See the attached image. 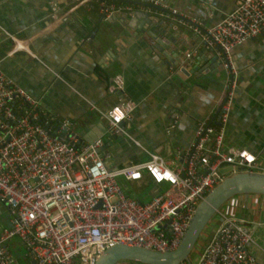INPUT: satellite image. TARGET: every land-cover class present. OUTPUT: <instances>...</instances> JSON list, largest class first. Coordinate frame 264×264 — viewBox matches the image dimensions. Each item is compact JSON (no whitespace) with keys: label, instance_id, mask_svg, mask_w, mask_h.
I'll return each instance as SVG.
<instances>
[{"label":"built area","instance_id":"built-area-1","mask_svg":"<svg viewBox=\"0 0 264 264\" xmlns=\"http://www.w3.org/2000/svg\"><path fill=\"white\" fill-rule=\"evenodd\" d=\"M144 2L143 9L154 18L190 30L218 56L225 79L212 116L200 120L189 144L176 148L170 158L133 140L148 158L109 166L111 154L101 149V138L88 141L72 120L43 111L37 98L0 69V199L10 216V226L0 233V264L14 262L7 247L14 237L25 247L30 264H95L115 244L173 250L197 204L222 178L233 171L264 172L250 149L224 145L238 84L232 49L264 31V0H237L212 25L190 18L166 0ZM50 10L53 21L61 18L56 4ZM99 11L107 19L117 11L131 12L133 6L99 0ZM192 57L194 51L183 53L180 67ZM107 88L119 100L103 113L106 135L129 137L122 124L132 120L136 102L127 96L121 74ZM128 183L135 193L124 191ZM152 185L161 188L143 198ZM229 200L216 212L219 223L197 264H262L251 249L255 240L250 227L224 209ZM180 264H192L190 256Z\"/></svg>","mask_w":264,"mask_h":264},{"label":"crops","instance_id":"crops-1","mask_svg":"<svg viewBox=\"0 0 264 264\" xmlns=\"http://www.w3.org/2000/svg\"><path fill=\"white\" fill-rule=\"evenodd\" d=\"M144 1L129 4L133 10L145 11ZM166 2L190 18L212 25L232 11L237 0ZM51 4L59 9L61 18L56 21L51 18ZM127 12L117 11L105 20L99 0H0V69L37 98L43 111L72 120L88 141L101 138V149L111 154L109 166H120L131 156L133 162L148 158L133 140L166 158L176 148L188 145L197 123L212 116L225 79L218 64H212L208 74L189 76L169 65L166 55L143 37L139 29L143 19L130 28ZM176 30L182 42L181 55L186 51L208 59L215 55L190 30L181 26ZM232 57L238 84L224 145L250 149L257 163L264 166V31L234 46ZM115 74L123 76L127 96L136 102L132 120L122 124L129 137L106 135L103 113L119 100L107 88ZM160 188L152 185L143 198ZM224 209L250 227L255 240L252 252L264 264V195H236ZM9 226V212L0 199V233ZM16 238L7 242L13 255L22 245ZM13 263L20 264L17 260Z\"/></svg>","mask_w":264,"mask_h":264},{"label":"water","instance_id":"water-1","mask_svg":"<svg viewBox=\"0 0 264 264\" xmlns=\"http://www.w3.org/2000/svg\"><path fill=\"white\" fill-rule=\"evenodd\" d=\"M127 14L130 16L127 23L130 28L135 27V24L140 23L141 18L143 19L141 27H139L143 37L159 52L166 55L169 65L178 67L186 76H189L190 73L208 74L212 70V68L210 69L212 64H218L219 70L223 69L217 55H213L209 59L203 55L194 56L180 67L182 42L179 40L177 26L168 20L154 18L147 11L133 10ZM205 60L207 61L204 62ZM84 138H87L86 135ZM240 194L264 195V172L233 171L222 178L197 204L184 236L173 250L157 251L142 246L115 244L106 248L95 264H117L120 261H135L143 264H180L182 261L188 260L189 254L205 226L220 207L229 199ZM255 225L256 228L257 224ZM259 228L263 227L259 226Z\"/></svg>","mask_w":264,"mask_h":264},{"label":"rangeland","instance_id":"rangeland-1","mask_svg":"<svg viewBox=\"0 0 264 264\" xmlns=\"http://www.w3.org/2000/svg\"><path fill=\"white\" fill-rule=\"evenodd\" d=\"M132 159L126 161V162H130L134 159V156H131ZM124 163L120 164V166H122ZM125 182V180H124ZM163 186L165 184H162ZM124 191L127 194H131V193H135L137 191V189H135L133 184H126V187L124 188ZM223 208V206H222ZM219 223L217 214H215L210 221L207 223V225L205 226V229L203 230V232L201 233L200 237L198 238L193 250L191 251V253L189 254L190 256V260L192 264H197L199 258H200V253H201V246L204 244L205 241H207V237L210 235V233L214 230V228L216 227V225ZM262 232L264 233V230H262ZM212 234V233H211ZM211 237V236H210ZM17 240H19L18 238H16ZM14 256H15V261L17 260V262H19L20 264H29V262L27 261V256H26V249L24 246H20L19 248H15L14 249ZM123 261H120L117 264L122 263ZM127 262V261H125ZM131 263V262H129ZM14 264V263H13Z\"/></svg>","mask_w":264,"mask_h":264},{"label":"trees","instance_id":"trees-1","mask_svg":"<svg viewBox=\"0 0 264 264\" xmlns=\"http://www.w3.org/2000/svg\"><path fill=\"white\" fill-rule=\"evenodd\" d=\"M118 2H121V3H126V4H132V3H140L141 0H117ZM128 263L129 262H132V261H127Z\"/></svg>","mask_w":264,"mask_h":264}]
</instances>
